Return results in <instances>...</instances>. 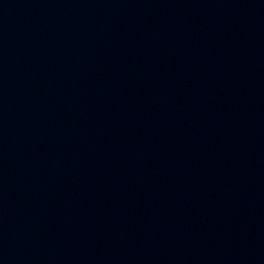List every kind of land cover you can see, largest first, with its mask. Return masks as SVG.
I'll return each mask as SVG.
<instances>
[{"label": "water", "instance_id": "1", "mask_svg": "<svg viewBox=\"0 0 264 264\" xmlns=\"http://www.w3.org/2000/svg\"><path fill=\"white\" fill-rule=\"evenodd\" d=\"M0 264H264V0H0Z\"/></svg>", "mask_w": 264, "mask_h": 264}]
</instances>
